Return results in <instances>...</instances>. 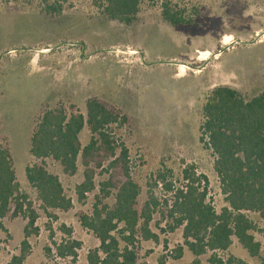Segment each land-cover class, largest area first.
Instances as JSON below:
<instances>
[{
    "label": "rangeland",
    "instance_id": "1",
    "mask_svg": "<svg viewBox=\"0 0 264 264\" xmlns=\"http://www.w3.org/2000/svg\"><path fill=\"white\" fill-rule=\"evenodd\" d=\"M168 1L194 23L172 27L164 22L160 16L163 0H145L128 26L104 18L93 0H67L62 14L53 17L30 8L27 0H0V137L8 144L20 193L37 214V234L27 239L29 251L23 264H88L86 255L98 242L80 226L78 216L90 214L96 201L109 206L114 202V190L105 197L99 192V184L108 178L105 169L95 170V188L79 200L80 161L77 172L68 175L47 158L46 169L59 178L72 207L66 212L41 209L25 169L35 163L29 153L30 137L34 119L46 107L63 105L68 112L86 116L85 101L96 97L127 115L125 125L112 126L113 138L128 150L130 176L140 187L137 209L148 192L160 202L150 222L158 242L138 239L140 263L192 264L194 260L183 245L182 229L169 231L170 222L163 217V202L172 195L164 184L180 188L184 169L205 178L201 185L206 186L216 212L226 206L213 170L214 156L205 147L207 139L199 140L202 105L215 86L232 87L248 99L262 91L264 0ZM224 47L228 48L217 54ZM89 55L91 61L80 63V56ZM161 61L175 64H157ZM37 63L43 64L41 73L31 72V66L38 68ZM109 65L113 66V83L105 87L104 68ZM90 80L92 84H88ZM89 138L85 126L79 134L81 145ZM13 209L3 220L0 264H8L19 254L23 240L27 221L13 215ZM247 215L264 230L257 214ZM61 226L71 230L69 237ZM67 238L80 242L74 259L56 254L55 246ZM255 238L263 241L261 233H255ZM179 247L182 253L176 258ZM218 254L259 264L235 239L227 252ZM208 256L201 257L203 264Z\"/></svg>",
    "mask_w": 264,
    "mask_h": 264
},
{
    "label": "trees",
    "instance_id": "2",
    "mask_svg": "<svg viewBox=\"0 0 264 264\" xmlns=\"http://www.w3.org/2000/svg\"><path fill=\"white\" fill-rule=\"evenodd\" d=\"M144 1L93 0V6L104 18L128 26L136 20ZM26 5L48 17L62 14L68 6L67 0H27ZM182 13L168 0L161 3L160 16L172 27L194 23L192 17L186 18ZM85 109L86 116L68 112L63 105L46 107L34 119L29 153L35 163L26 167V180L35 190L43 211L66 212L72 207V201L59 178L46 169L44 161L52 159L68 175L77 172L80 161L83 182L76 187L79 200L95 188V170L105 169L108 178L99 184V192L105 197L110 189L114 190L113 204L96 201L90 214L78 216L80 226L98 242L87 253L86 261L88 264H143L138 261V239L158 242L150 222L160 202L148 192L147 200L137 209L140 187L130 176L128 150L113 138L112 126L125 125L127 115L96 97L85 101ZM85 126L90 138L82 146L79 134ZM199 130L200 143L206 138L205 147L214 156L213 170L226 206L216 212L207 198L206 186L201 185L206 182L205 178L194 174L192 169H184L180 188L172 189L170 184H164V189L172 193L163 202L166 209L163 217L170 222L169 231L182 229L183 245L194 256L192 264H203L201 257L206 254H209L206 264H247L233 255L218 254L227 252L233 239L250 258L264 264V230L247 215L257 214L264 222V87L249 99L229 86L213 88L202 105ZM158 179L163 181L162 176ZM12 206L13 215L23 216L27 223L20 252L8 264H23L29 251L27 239L37 234L34 226L37 214L27 197L20 193L8 144L0 137V233L5 232L3 220ZM61 229L68 237L71 235L65 226ZM255 233L262 234V242L256 240ZM1 243L0 240V247ZM55 247L57 256L74 259L80 242L67 238ZM181 253L182 247H179L176 258Z\"/></svg>",
    "mask_w": 264,
    "mask_h": 264
},
{
    "label": "crops",
    "instance_id": "3",
    "mask_svg": "<svg viewBox=\"0 0 264 264\" xmlns=\"http://www.w3.org/2000/svg\"><path fill=\"white\" fill-rule=\"evenodd\" d=\"M81 58H82V56H80V59H79L80 63L81 62L87 63V62L91 61L90 59H92V56L89 55V56L84 57L83 59H81ZM135 65H137L139 67L142 66L141 63H136ZM37 66H38V68H36V69L31 66V72H33V73H41V71H42L41 67L43 68V64H40V63L38 64L37 63ZM113 66L115 67V66H118V65L117 64H113ZM113 66L109 65L108 68H106V66L104 68L105 77L103 79V83L105 84V87H108L110 84L113 83V76H114V72H113V68H112ZM143 66L148 67L145 64H143ZM171 74L173 76H176L174 73H171ZM120 79H122V77H120ZM115 80L117 81V79H115ZM92 83H93V80H90L88 84H92ZM96 83H97V80L94 81V84H96ZM215 87H217V86H215Z\"/></svg>",
    "mask_w": 264,
    "mask_h": 264
},
{
    "label": "water",
    "instance_id": "4",
    "mask_svg": "<svg viewBox=\"0 0 264 264\" xmlns=\"http://www.w3.org/2000/svg\"><path fill=\"white\" fill-rule=\"evenodd\" d=\"M235 43H241V44H251L252 42H242V41H236ZM228 47H224L222 48L219 52H217V54L222 53L224 50H226ZM157 64H175V62L173 61H161V62H157ZM148 65V64H147Z\"/></svg>",
    "mask_w": 264,
    "mask_h": 264
}]
</instances>
